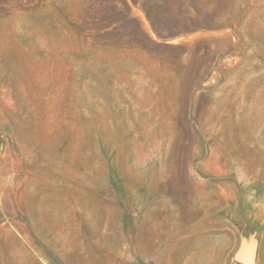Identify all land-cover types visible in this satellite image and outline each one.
<instances>
[{"label":"rangeland","instance_id":"374dc122","mask_svg":"<svg viewBox=\"0 0 264 264\" xmlns=\"http://www.w3.org/2000/svg\"><path fill=\"white\" fill-rule=\"evenodd\" d=\"M0 264H264V0H0Z\"/></svg>","mask_w":264,"mask_h":264}]
</instances>
